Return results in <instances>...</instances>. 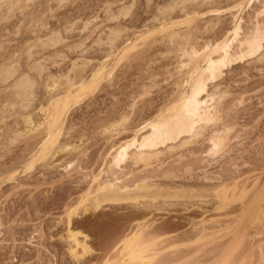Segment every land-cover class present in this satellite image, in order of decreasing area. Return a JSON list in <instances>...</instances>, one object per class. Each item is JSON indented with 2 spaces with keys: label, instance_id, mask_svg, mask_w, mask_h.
I'll return each instance as SVG.
<instances>
[{
  "label": "rangeland",
  "instance_id": "rangeland-1",
  "mask_svg": "<svg viewBox=\"0 0 264 264\" xmlns=\"http://www.w3.org/2000/svg\"><path fill=\"white\" fill-rule=\"evenodd\" d=\"M5 2L7 0H0V66L3 63L16 64L14 66L16 68L20 65L19 74L30 73V78H35L37 84L34 85L36 92L33 90L35 96L33 94L29 96L34 98H26V100L31 99V104L18 106L19 103L24 105L21 100L25 98H19L18 101L16 98L18 92H14L15 89L5 85V82H0V102H2L0 103V264H103L109 259V263L112 264H141V259L131 256L125 245H122L125 240L120 242L121 238L127 236L125 234L133 232L135 228L138 229L140 224L145 226L146 232L143 233L146 236L156 231L157 225L163 231L159 237L160 240L163 239V243L157 245L150 241L144 244V256L155 251L158 254V250L162 249L160 255H157L159 261L155 257L156 260L154 259L152 264L157 262V264H264V189L262 190L264 188V46H262L264 37H261L262 41L259 40L260 37L256 40L261 42V49H257V53L253 52L249 56L246 53L251 52L249 50L251 48L248 49V44L244 42L247 37L249 39L254 36L255 27L264 26V0H179L181 4H178V0H19L16 5L10 6L11 8L7 7ZM118 11L122 12L118 13ZM239 23H241V38L238 37L239 42L234 41L231 49L234 58H231L229 65L226 61L227 64L222 67V74L212 80L213 82L208 80L210 82L208 90L216 96L213 103L215 108L218 104L219 109L215 111L218 117L215 116V119L205 126L206 130L203 128L204 131H201L203 134L200 132L201 137L197 139L195 137V141L191 140L192 142L190 141L186 146H178L180 149L173 148V145L186 139L188 134H185L186 138L181 137L183 133L178 138L176 136L178 141L174 143L170 142V140L175 141L173 139L166 140V142L169 140L167 142L169 148L171 146L169 143L173 144L171 146L173 151L159 143L154 150L160 146L159 150L164 149L163 152L159 151L160 159H157L158 156H153L152 163L148 161L149 165L144 163L143 166L141 163L140 165L143 166L141 167L133 162L130 165V161L129 164L125 161L127 164L122 162L117 167L116 162H113L115 145L130 139L133 133L140 131V128L142 129L140 135L146 134V131H149L148 126L144 127L147 121L159 116L163 117L166 112L168 115L170 112L173 114L175 99L178 95L180 98L183 94L181 92H185L184 89H189L186 80L190 67L184 65L188 62L187 53L193 51V48L201 52L204 49L206 51L205 46L212 48L227 37L230 40L234 37L233 29L235 30ZM262 29L264 30V27ZM255 31L257 32V28ZM260 32L261 36H264L263 31ZM52 34H56L57 38L60 35L62 39L53 40ZM109 34L114 37L111 35L110 38ZM51 35L53 37L49 39ZM47 38L51 43L47 42L45 46ZM240 39L245 44L241 45ZM41 41H44L43 45ZM131 43L137 44L136 47L124 55L123 50ZM187 43L188 45L185 46ZM186 49H189L187 53ZM240 53L245 55V58L242 55V59L239 58ZM216 55L219 54L214 52V57ZM201 61L200 58L199 63ZM204 64L203 62L202 65ZM101 66H105V69L102 68L104 73L100 69ZM99 70L103 77L100 76ZM97 74L101 78L97 77L95 80L94 76H98ZM49 77L53 80L60 78L63 83L68 78L71 80L74 78L73 82L76 80L74 85L81 87L80 84L84 83V89L78 94L77 102L64 110L66 113H63V120L61 119V125L59 124L62 126L59 129L63 130H60V135L57 133L56 143L57 141L58 143L53 144L54 148L55 145L57 148L53 150L51 148L53 145L47 146L48 150L51 148L48 151L47 147L42 145L48 140L44 139L47 137V134L46 136L44 134L46 130L33 132L31 126L29 127L25 122L24 114L29 112L34 115L31 116L36 119L35 121H43L46 117L45 110L48 105L50 106L48 104L50 98H54L57 94H61V98L65 97L66 84L62 83L60 89L56 90L57 88L54 89L51 83V86L49 85L51 80ZM93 79L95 82L92 81ZM86 84L89 87H85ZM90 87L93 88L89 89ZM220 94H223V98L219 97ZM19 96L23 97L18 93L17 97ZM15 98L18 104L12 103L16 101ZM14 105L18 106L21 114L13 111V108L17 109ZM109 123H113L112 130ZM27 128H30L31 132ZM25 129L29 133L15 135L17 132L18 134L24 132ZM214 134L218 137L214 140L222 141L220 144L225 145L223 147L220 145L217 151L211 149L213 147L210 136L216 138ZM222 134L227 135L228 138ZM61 143L71 146L66 150L67 147L65 149L64 146L63 149ZM41 147L45 148H43L45 154L52 152L45 155ZM141 170L144 171V175ZM112 171L114 175L111 176ZM95 174L97 180L99 177L98 181L101 179L104 181L110 176L114 178L121 176L120 181L125 178L127 181L123 182L126 184L129 181L134 183L135 178L138 179L137 183L151 179L147 181L149 184L157 185L156 187L163 189L162 191L167 189L162 192L164 197L165 194L168 195L170 188L176 186L183 189L186 187L187 190L199 189L200 192L190 197L173 198L168 195V198H164L161 195L157 196L155 202L149 195L147 196L149 198H140L142 204L139 202V205L133 200L119 201L120 204L113 202L116 206L111 202H105L100 208L98 207L99 209L94 210V205L89 208L90 211L84 210V213H82L84 204H79L82 207L79 209L80 212L78 211L80 216L76 215L70 226H73L74 228H71L75 231H84H81L84 233L82 236L86 234L89 237L87 243L94 252L84 255L81 261L77 260V262L69 252L71 240L67 236L69 226L66 223L70 210L68 207H77V204L84 199L83 194L87 193L85 191L89 189L88 187L91 189L87 194L91 195L94 189L97 192L99 186H95L98 182L94 181ZM130 176L133 178H129ZM143 177L144 180L141 181ZM231 183L233 185L230 186ZM225 187L229 190L225 191ZM246 188L247 190L243 192ZM259 189L262 190L261 195L260 191L258 194ZM250 200L253 201V205L250 204ZM246 202L249 210L245 208ZM91 204L88 203V206ZM143 205L146 210H143ZM251 206H254L253 210L250 209ZM135 208L137 210H134ZM135 213L137 219L133 218L136 217ZM143 220L145 224L141 222ZM148 222L150 225L147 224ZM133 224L135 226H132ZM195 227L197 230L194 229ZM164 228H169L166 230L167 233L164 232ZM193 232L200 235V239ZM133 234L135 233L129 234L128 238ZM82 236L80 239L83 238ZM144 237L142 235V239ZM147 238L153 239L149 236ZM156 239L158 237L154 240ZM236 240L242 243L238 245L235 243ZM142 241L145 242V239ZM164 244H167V249L164 248ZM234 245L235 248L239 246L238 249H235ZM258 245L261 246V252L260 248H257ZM106 250L108 252L104 253Z\"/></svg>",
  "mask_w": 264,
  "mask_h": 264
},
{
  "label": "bare ground",
  "instance_id": "bare-ground-1",
  "mask_svg": "<svg viewBox=\"0 0 264 264\" xmlns=\"http://www.w3.org/2000/svg\"><path fill=\"white\" fill-rule=\"evenodd\" d=\"M18 1L19 0H7V2H5L6 4H7V7L9 6H14L13 4H15L16 2L18 3ZM21 1V0H20ZM23 1V0H22ZM182 1V0H181ZM62 2V1H61ZM171 2V1H170ZM176 2V1H175ZM185 2V1H184ZM16 3V4H17ZM180 2H179V0H178V4H179ZM186 3H187V1H186ZM185 3V4H186ZM15 4V5H16ZM177 4V3H176ZM181 4V3H180ZM184 4V5H185ZM19 5V4H18ZM167 5V4H166ZM183 5V4H182ZM181 5V6H182ZM175 6V5H174ZM178 6V5H177ZM6 7V8H7ZM128 7V6H127ZM11 8V7H10ZM159 8V7H158ZM177 8V7H176ZM185 8V7H184ZM262 8V7H261ZM18 9V8H17ZM23 9V8H22ZM108 9V8H107ZM130 9V8H129ZM183 10V9H182ZM262 10V9H261ZM51 11V10H50ZM168 11V10H167ZM111 12V11H110ZM116 12V11H115ZM120 12H122V11H120ZM119 11H118V13H120ZM7 13V12H6ZM109 13V12H108ZM164 13H166V12H164ZM5 14V13H4ZM12 14V13H11ZM110 14V13H109ZM112 14V13H111ZM115 14H117V13H115ZM168 14V13H167ZM193 14V13H192ZM31 15V14H30ZM114 15V14H113ZM112 15V16H113ZM116 16V15H115ZM114 16V17H115ZM118 16V15H117ZM164 17V16H163ZM242 17V16H241ZM118 18V17H117ZM113 19H115V18H113ZM159 19V18H158ZM157 19V20H158ZM240 20H242V19H240ZM172 21V20H171ZM240 22V21H239ZM238 24V23H237ZM164 25V24H163ZM181 25V24H180ZM257 25H258V23H257ZM71 26V25H70ZM87 26V25H86ZM260 27V28H259ZM259 27H255L254 28V36L252 35L251 37H253V38H249V39H247L246 38V40L244 41L246 44H248V46H247V48L249 49V47L251 48V49H249V50H251V52L249 53V52H245L246 54H248V56H249V54L251 55V54H253V52H255V53H257L256 52V50L258 49V50H260L261 49V47L262 46H264L263 44H262V46H261V42L259 41V40H261V37L263 38L264 36H261L262 35V33L260 32V31H263V34H264V30L262 29L264 26H259ZM236 29L234 30L233 29V34H232V36H234V37H231V39L229 40L228 39V37L226 38V39H224L223 41H221V42H219V43H217L215 46H214V44H213V46L214 47H210V46H205L204 48H209L210 47V49H206V51H205V49L203 50V52H201V50L199 51V50H195V48H193V51H191V52H189V53H187L188 52V50L186 51V53L189 55V58H188V62L187 63H185L184 65H187V66H189L190 68H189V71H188V77H187V80H186V83H187V85L189 86V89L188 90H186V89H184L185 90V92H181V96H180V98H179V95H178V98H176V99H179L178 101L175 99V102L174 103H176V105L174 106V108H173V114L171 113H169V115L167 114V112H166V114H163V117L162 116H159L158 118H156V119H154V120H152V118H151V120L152 121H147L148 123H146L147 125H144V127L145 126H148L147 128L149 129V131L147 132L146 131V134H142V135H140V133H141V128L139 129L140 131H136V133L133 135L132 134V137L130 138V139H126V140H124V141H121L120 142V144L119 145H115V149H114V152H113V155H114V160H113V162L116 164V166L118 167V165L120 164V163H122V162H124L125 163V161L129 164V161H130V165H131V162H133L134 164H138V166H141V165H143V166H145V164L144 163H146V165H149V163L151 162V161H153L152 160V158H153V156H158L157 157V159H160L159 158V151H161V149L159 150V148L161 147H159V148H157V150H154V148L156 149V147H157V145L159 146V143H162L163 144V146H168V143L167 142H169V140L166 142V140L167 139H173V140H175V141H171L170 140V142H172V143H174V142H176V140H177V138L178 137H180V135H181V137H183V138H186V135H187V138L186 139H184V140H180L179 142H177L176 143V145H173V144H170L169 143V145H173L174 147L173 148H177L178 146L180 147V146H186V145H188L189 143H190V141L192 140H194L195 141V137H196V139H197V137L199 138V136H200V134L202 133L201 131L203 130V128L205 129V126H208L209 124H210V122H212L213 121V119H215V116H217L218 117V115L217 114H215L216 112V109H219L218 108V101H217V108H215V104L213 103V101H214V99H216V96H215V94L214 93H210V90H208V85H209V83L210 82H208V80L210 81H212V80H214L216 77H218L219 76V74H222V67H224V65L225 64H227L226 63V61L228 62V64L227 65H229V61L231 62V58H234V56L232 55V51H231V49H232V47H233V43H234V41L235 40H237L238 42H239V38L238 37H240V30H241V23H239V25H237L236 27H235ZM257 28V32L255 31V29ZM250 29V28H249ZM258 29H260V30H258ZM262 29V30H261ZM189 30V29H188ZM176 31V30H175ZM169 32V31H168ZM259 32V33H258ZM106 33V32H105ZM113 33H115V31L113 32ZM117 33V32H116ZM187 33V32H186ZM243 33V32H242ZM260 34V35H259ZM53 35V34H52ZM51 35V37H49V39L50 38H52L53 36V40H56L55 38H57V36H56V34H54L53 36ZM110 35V34H109ZM112 35V34H111ZM111 35L109 36L110 38H111ZM177 35V34H176ZM117 36V35H116ZM185 36V35H184ZM257 36H258V38H257ZM108 37V38H109ZM112 37H114L113 35H112ZM185 37H187V36H185ZM259 37H260V39H259ZM99 38H101V37H99ZM241 38V37H240ZM245 38V37H244ZM255 38V39H254ZM48 39V38H47ZM47 39H45V43L46 44H44L45 46L47 45V42L48 43H51L50 41H49V39H48V41H47ZM58 40H61L60 39V35L58 36V38H57ZM113 39V38H112ZM116 39V38H115ZM253 39V40H252ZM257 39H259L258 41H256ZM52 40V42H54ZM102 40V39H101ZM100 40V41H101ZM111 40V39H110ZM175 40V39H174ZM242 39H240V44L241 45H243V43L244 42H242L241 41ZM249 41V42H246V41ZM255 40V41H254ZM113 42L115 41V40H112ZM262 41V40H261ZM42 42V45H43V42L44 41H41ZM57 42V41H56ZM55 42V43H56ZM105 42H106V40H105ZM107 42H109V41H107ZM236 42V41H235ZM237 42V43H238ZM264 42V41H263ZM176 43V42H175ZM191 43V42H190ZM244 43V44H245ZM104 44H106V43H104ZM136 45L137 44H134V43H131L128 47L126 46V50L124 49L123 50V52L122 53H124V55H127L126 54V52H129L130 51V49H132V48H134V47H136ZM188 45V43L185 45V46H187ZM207 45V44H206ZM208 45H210V44H208ZM37 46V45H36ZM45 46H43V47H45ZM112 46V45H111ZM183 47V46H182ZM242 47V46H241ZM246 47V46H245ZM184 48V47H183ZM260 48V49H259ZM30 49V48H29ZM47 49V48H46ZM112 49V48H111ZM181 49V48H180ZM190 49H192V48H190ZM198 49V48H197ZM240 49V48H239ZM113 50V49H112ZM184 51V50H183ZM244 51V50H243ZM242 51V52H243ZM131 52V51H130ZM129 52V53H130ZM214 52H217L219 55L217 56H215L214 57ZM52 53V52H51ZM1 55V54H0ZM242 53H240L239 54V58H241L242 59ZM31 56V55H30ZM110 56V55H109ZM245 56V55H244ZM243 56V58H245ZM10 57V56H9ZM182 57V56H181ZM201 58V60L205 63L204 65H202V61L199 63V59ZM238 58V59H239ZM235 59H236V57H235ZM8 60V59H7ZM27 60V59H26ZM183 60V59H182ZM233 60V59H232ZM237 60V59H236ZM81 61H83V60H81ZM186 62V61H185ZM233 62V61H232ZM12 63H15V62H12ZM42 63V62H41ZM88 63V62H87ZM4 64V65H3ZM2 64V66H0V82H5V85H9L10 87H13L14 89V92L16 91V92H18V93H20V94H22V96L23 97H21V96H19V97H17L18 96V93H16V98L18 99V101L22 98H25L24 100H21L22 102H23V104L24 105H22L21 103H19V105L18 106H27V105H30L31 104V102L32 101H30L32 98H34V97H29V96H32V94L35 96V94H34V91H35V88H34V85H36L37 83L35 82L36 80H35V78L34 79H32V78H30V73H25V72H22V74H19V70H18V67L20 66H17V68L16 67H14L15 65H9V63L8 64H6V63H3ZM6 64V65H5ZM31 64V63H30ZM37 64V63H36ZM40 64V63H39ZM1 65V64H0ZM18 65V64H17ZM43 65V64H42ZM78 65V64H77ZM82 65V64H81ZM226 65V66H227ZM86 66V65H85ZM84 66V67H85ZM34 67H36V66H34ZM38 67V66H37ZM47 67V66H46ZM72 67V66H71ZM80 67H82V66H80ZM22 68V67H21ZM21 68H19V69H21ZM27 68V67H26ZM31 68V67H30ZM43 68V67H42ZM102 68L103 69H105V66H101V70H102ZM32 69H34L33 68V66H32ZM77 69H79V68H77ZM81 69V68H80ZM84 69V68H83ZM23 70V69H22ZM39 70V69H38ZM101 70H99L100 71V73L99 74H101L100 76L101 77H103V75H102V73H104V71L101 73ZM40 71V70H39ZM82 71V70H81ZM98 71V72H99ZM223 71H224V69H223ZM38 72V71H37ZM78 72V71H77ZM111 71H109V73H110ZM23 73H24V75H23ZM73 73H74V71H73ZM108 73V72H107ZM108 73V74H109ZM113 73V72H112ZM29 74V76H27ZM81 74V73H80ZM79 74V75H80ZM49 75V74H48ZM76 75H77V73H76ZM98 75V74H97ZM99 75L98 76H94L95 77V80H97V77H99V78H101ZM53 77H55V76H53ZM59 77V76H58ZM78 77V76H77ZM82 77V76H81ZM50 78V77H49ZM76 78V77H75ZM79 78V77H78ZM186 78V77H185ZM39 79V78H38ZM51 79V78H50ZM56 79V78H55ZM53 80V78L51 79V80H53V82L51 81V80H49L50 82H49V85H50V83H51V85L53 86V88L54 89H56V90H58V89H60V86L62 85V83L64 82H61V80H60V78H59V80ZM80 79V78H79ZM81 79H83V78H81ZM103 79V78H102ZM11 80H12V82H11ZM73 80H74V78H73ZM73 80H71L70 78H68V80L67 81H65V83H63L64 85L66 84V87H67V89H65L64 88V90H66V91H64V94H65V92H66V94L64 95L65 97H63V98H61V94L59 95V94H57V95H55L54 96V98H50V102L48 103V104H50V106L48 105V108L45 110V115H46V117L44 118V120L42 121H40L39 120V122H37V121H35L34 119H33V114H31V113H29V116L27 115V114H24V119H26L25 120V122L26 123H28L27 125L31 128V129H33L32 131L33 132H35L34 130H39L40 131V129L41 130H43V131H45L46 133H44L45 134V136H46V134H47V137H43L44 139H48V140H43V142L45 143V144H43L42 143V145L44 146H48V147H51L53 144H55L56 143V140H57V135L59 134V132H61L60 130H63L62 128L61 129H59L60 127H62V126H59V124L61 123V121L63 120L62 119V115H63V113H66V112H64V110L66 111L67 109H68V107L70 108V106L71 105H73L72 103H75V102H77V98H78V94H81L82 92H80V91H83V89H84V87H83V84L84 83H82V84H80V82L78 83V84H80V86L81 87H83V88H81V87H79V86H75L74 84H76V80L73 82ZM99 80V79H98ZM92 81H94V79L92 80ZM111 81V80H110ZM217 81V80H216ZM8 82H10V83H8ZM34 82H35V84H34ZM39 82V81H38ZM73 82V83H72ZM95 82V81H94ZM93 82V83H94ZM213 82V81H212ZM211 82V83H212ZM44 83V82H43ZM67 83L69 84V85H67ZM185 83V82H184ZM4 85V84H3ZM48 85V86H49ZM50 85V86H51ZM74 85V86H73ZM8 86V87H9ZM88 85L86 84L85 85V87H87ZM91 86H94V85H91ZM96 86V85H95ZM184 86V85H183ZM6 87V86H5ZM89 87V86H88ZM210 87V86H209ZM52 88V87H51ZM52 88V89H53ZM81 88V90H79ZM93 87H90L89 89H92ZM183 88V87H182ZM185 88H187V87H185ZM6 89H8V88H6ZM37 89V88H36ZM51 89V90H52ZM145 89V88H144ZM12 90V91H13ZM34 90V91H33ZM50 90V91H51ZM79 90V91H78ZM87 90H88V88H87ZM183 90V91H184ZM80 92V93H75V92ZM86 91V90H85ZM36 92V91H35ZM61 92V91H60ZM145 92V91H144ZM212 92H215L216 93V91H212ZM57 93V92H56ZM84 93V92H83ZM146 93V92H145ZM14 94V96H15V93H13L12 92V95ZM50 94V93H49ZM48 94V95H49ZM75 94H76V96H75ZM180 94V93H179ZM54 95V94H53ZM59 95V96H58ZM222 95V96H221ZM13 96V97H14ZM80 96V95H79ZM219 96V95H218ZM12 97V98H13ZM27 97H29V98H31L30 100L29 99H27L26 100V98ZM50 97V96H49ZM80 97H82V95L80 96ZM175 97V96H174ZM219 97H221V98H223V94H220V96ZM219 97H218V99H219ZM15 98V99H16ZM20 98V99H19ZM8 99H10V98H8ZM17 99H16V101L14 100V102H12V103H17L18 104V102H17ZM25 100H26V102H25ZM30 101V103L29 104H26V103H28L29 101ZM51 100H53L52 102H51ZM74 100V101H73ZM2 101V100H1ZM73 101V102H72ZM10 102V101H9ZM25 102V103H24ZM216 102V101H215ZM0 103H2V102H0ZM174 103L172 104V106L174 105ZM3 104H5V102L3 103ZM150 105V104H149ZM17 106V105H16ZM15 105H14V107H16ZM18 106H17V109L16 108H13L14 110L13 111H18L19 112V109H18ZM171 106V107H172ZM6 107V106H5ZM170 107V106H169ZM7 108H8V106H7ZM20 109H22L21 107H19ZM167 108V107H166ZM2 109V108H1ZM4 109V108H3ZM16 109V110H15ZM165 109V108H164ZM169 109V108H168ZM229 109V108H228ZM12 110V109H11ZM25 110H27V109H25ZM162 110H163V108H162ZM169 110H171V108L169 109ZM2 111V110H1ZM4 111H5V109H4ZM28 111V110H27ZM30 111H31V109H30ZM172 111V110H171ZM220 110H218V112H219ZM11 112V111H10ZM9 112V113H10ZM15 112V113H16ZM32 112V111H31ZM158 112V111H157ZM1 113V112H0ZM3 113H5V112H3ZM8 113V112H7ZM8 113V114H9ZM12 113V112H11ZM20 114H21V112H19ZM18 113V114H19ZM19 114V115H20ZM227 114V113H226ZM11 115V114H10ZM12 115H14V113L12 114ZM16 115H17V113H16ZM31 115H33V116H31ZM164 115L165 116H167L168 115V117H164ZM4 116H5V114H4ZM7 116V115H6ZM17 117V116H16ZM22 117V116H21ZM41 117V116H40ZM123 117H124V114H123ZM36 118V117H35ZM23 119V120H24ZM62 119V120H61ZM123 119V118H122ZM126 119H127V117H126ZM217 119V118H216ZM123 120H125V118L123 119ZM7 121V120H6ZM128 121V120H127ZM22 122H24V121H22ZM225 123V122H224ZM19 124V123H18ZM62 124H64V123H62ZM110 124V129H111V125H113V123H109ZM145 124V123H144ZM61 125V124H60ZM116 125V124H115ZM126 125H128V124H126ZM226 125V124H225ZM6 126V125H5ZM142 126V125H141ZM9 127H10V125H9ZM18 127V126H17ZM43 127H46V129H42ZM71 127H73V126H71ZM102 127V126H101ZM106 127H108L107 125H106ZM108 127V128H109ZM144 127H142V128H144ZM221 127V126H220ZM30 128L28 129L27 128V130H30ZM146 128V127H145ZM144 128V129H145ZM136 129V128H135ZM226 129V128H225ZM7 130V129H6ZM24 130V129H23ZM107 130V129H106ZM105 129H104V131H106ZM112 130V129H111ZM138 130V129H137ZM206 130V129H205ZM215 130V129H214ZM217 130V129H216ZM219 130V129H218ZM223 130V129H222ZM226 130H228V129H226ZM12 131H14V130H12ZM19 131V130H18ZM38 131V132H39ZM66 131V130H65ZM103 131V130H102ZM123 131V130H122ZM204 131V130H203ZM221 131V130H220ZM2 132V131H1ZM29 133V132H31V130L28 132V131H26V129H25V131L23 132L22 131V133H19L18 134V132H17V134H15V135H20V134H22L23 135V133L25 134V133ZM67 132V131H66ZM109 132H111V131H109ZM201 132V133H200ZM228 132V131H227ZM5 133V132H4ZM58 133V134H57ZM106 133V132H105ZM118 133V132H117ZM145 133V132H144ZM220 133V132H219ZM61 134V133H60ZM59 134V135H60ZM109 134V133H108ZM186 134V135H185ZM203 134V133H202ZM201 134V135H202ZM209 134V133H208ZM215 134L217 135V133L215 132ZM214 134V135H215ZM225 134H226V132H225ZM214 136V137H216V138H212L211 136H213V134L210 136V140H211V144H212V146L211 147H213V148H211L212 150H214V151H217V149L220 147V145H222V144H220V143H222V141L220 142L219 140H214V139H218V135L217 136ZM221 135V133L219 134V136ZM223 136H224V134H222ZM9 136V135H8ZM11 136V135H10ZM176 136H177V138H176ZM208 136V135H207ZM222 136V137H223ZM227 135H225L224 137L225 138H228V136L226 137ZM16 138L17 136H13V138ZM107 137V136H106ZM109 137V136H108ZM175 137V138H174ZM201 137V136H200ZM222 137H220L222 140H225L224 138H222ZM18 138V137H17ZM123 138V137H122ZM194 138V139H193ZM38 139V138H37ZM213 139V140H212ZM10 140H11V138H10ZM19 140V139H18ZM12 141V140H11ZM66 141V140H65ZM70 141V140H69ZM178 141V140H177ZM191 141V142H192ZM227 141V140H226ZM30 142V141H29ZM165 142L167 143L166 145H165ZM224 142V141H223ZM37 143H39V141L37 142ZM57 143H58V141H57ZM56 143V144H57ZM67 143H69V142H67ZM66 143V145L64 144H60V145H63V149H64V146H65V149H66V147H67V149L66 150H68L69 148H70V146L71 145H69V144H67ZM71 144V143H70ZM224 144H226L225 142H224ZM32 145V144H31ZM59 145V144H58ZM73 145V144H72ZM204 145V144H203ZM34 146V145H33ZM44 146V147H45ZM56 147L55 148H57V145H55ZM76 146V145H75ZM113 146V145H112ZM170 146V148H169V146H168V148L169 149H173L172 147ZM202 146V145H201ZM223 146H225V145H222V147ZM5 147V146H4ZM44 147H41L42 148V152H44L43 151V148ZM48 147H47V149L46 150H48ZM69 147V148H68ZM72 147H74V146H72ZM178 147V149H180ZM28 148V147H27ZM53 150L55 149L54 148V145L51 147ZM51 148H49V150L51 149ZM61 148V149H62ZM183 148V147H182ZM45 149V148H44ZM59 149V148H58ZM74 148H72V150H73ZM224 149V148H223ZM48 150V151H49ZM71 150V151H72ZM163 150L164 149H162V151L161 152H163ZM62 151V150H61ZM173 151V150H172ZM208 151V150H207ZM219 152H220V150H218ZM31 152V151H30ZM47 152V151H46ZM52 151H50L49 153H51ZM56 152H57V150H56ZM196 152V151H195ZM209 152H210V150H209ZM49 153H46L45 154V152H44V154L45 155H48ZM217 153V152H216ZM43 154V155H44ZM56 154V153H55ZM112 154V153H111ZM161 154V153H160ZM209 154V153H208ZM211 154V153H210ZM51 155V154H50ZM196 155V154H195ZM214 155V154H213ZM219 155V154H218ZM46 157V156H45ZM44 157V158H45ZM178 157V156H177ZM42 158V157H41ZM108 158V157H107ZM151 159V160H150ZM154 159V158H153ZM194 159V158H193ZM156 160V159H155ZM177 160V159H176ZM73 161V160H72ZM106 161V160H105ZM148 161H150L149 163H148ZM159 161V160H158ZM71 162V161H70ZM156 162H157V160H156ZM163 162V161H162ZM107 163V162H106ZM127 163H125V164H127ZM142 163V164H141ZM152 163V162H151ZM160 163V162H159ZM114 164V165H115ZM141 164V165H140ZM100 165V164H99ZM157 165V164H156ZM121 166V165H120ZM126 165H124V167H125ZM135 166H137V165H135ZM134 166V167H135ZM137 166V167H138ZM143 166H141V167H143ZM153 166V165H152ZM162 166V165H161ZM106 167V166H105ZM111 167V166H110ZM113 167V166H112ZM115 167V166H114ZM128 168H129V166H127ZM149 167V166H148ZM151 167V166H150ZM108 168V167H107ZM116 168V167H115ZM121 168H123V167H121ZM128 168H126V169H128ZM136 168V167H135ZM167 168V167H166ZM181 168V167H180ZM108 169H111V168H108ZM150 169V168H149ZM102 170V169H101ZM104 170V169H103ZM106 170V169H105ZM104 170V171H105ZM143 170H144V168H143ZM143 170H141L142 171V175H144L143 174ZM146 170H147V168H146ZM113 171H115V169L113 170ZM112 171V172H113ZM136 171V170H135ZM153 171V170H152ZM178 171V170H177ZM206 171V170H205ZM110 172H111V170H110ZM109 172V173H110ZM125 172V171H124ZM128 172H129V169H128ZM128 172H125V173H128ZM131 172H132V170H131ZM138 172V171H137ZM159 172V171H158ZM120 173V172H119ZM123 173V172H122ZM99 175L100 174H102V173H98ZM106 174V173H105ZM111 174V173H110ZM109 174V175H110ZM149 174V173H148ZM165 174V173H164ZM173 174V173H172ZM98 175V176H99ZM104 175V174H103ZM112 175H114V172H113V174H111V176ZM119 175V174H118ZM121 175H125V174H121ZM130 175H132V174H130ZM134 175V174H133ZM136 173H135V177H136ZM146 176H147V174H145ZM183 175V174H182ZM204 175V174H203ZM218 175V174H217ZM220 175V174H219ZM82 176H84V175H82ZM106 177L107 179H105L104 181H102L103 179H101L100 181H98L99 180V177H97L98 178V180L96 179V174H95V186H99L98 188H97V192H96V190L94 189V192L92 193V192H90V194L92 193L94 196H92V194L91 195H89V194H87V193H89L88 191H89V189H91L90 187H88L89 189L87 190V191H85V192H87L86 194L84 193L83 195H85L84 196V199L81 201V203H78L77 204V207L76 206H74V208L73 207H68V209H70L69 210V212H68V215H67V217H68V220H66V223H67V225L69 226H66V227H68V229H67V233H69L67 236L70 238V240L72 241H70V246H69V252H70V254H71V256L73 257V259H75L76 261L78 260V261H81V258L84 256V255H86V254H90V252L91 251H93L94 252V249L92 250L91 248V246L89 245V243H87L88 241V239H89V237L85 234L84 235V237L82 236L84 233V231L83 230H81V231H83V232H81L80 230H74L73 228V226H70V224H71V222H73V219L76 217V215H78V213L80 212L79 211V209H80V207H81V205L82 204H84V206L82 205V207H84V209L82 210L83 212L82 213H84L85 211L87 212L88 210H89V208L91 209L92 208V206H94L93 208H95L94 210H96V209H99L100 207H101V204H103V203H105V202H111V203H113V202H117V203H119V201H124V200H133V201H137L138 202V205H139V202H141L140 201V198H151V196L153 197V199H154V202H155V199H157L158 197L157 196H161L162 195V192L164 193L167 189H165V191H162L163 189H161V188H157L156 186L157 185H151V184H149L148 182L151 180H147L146 181V179L144 180V177H143V179L141 180V181H143L144 180V182H141V183H139V181H138V183H137V180H135V179H133L134 180V183L131 181V183H130V181L129 182H127V184H126V182H123V181H125L126 179L125 178H123L122 179V181H120L121 180V176H117V177ZM139 176V175H138ZM150 176H151V174H150ZM166 177H167V175H165ZM170 176V175H169ZM222 176V175H221ZM87 177V176H86ZM105 177V176H104ZM120 177V178H119ZM126 177V176H125ZM128 177V176H127ZM140 177V176H139ZM204 177V176H203ZM205 177H207V176H205ZM216 177V176H215ZM102 178V177H101ZM112 178V179H111ZM129 178H133L132 176H130ZM138 178V177H137ZM148 178H149V175H148ZM51 179H54V178H51ZM97 180V181H96ZM139 180H140V178H139ZM92 181H93V179H92ZM102 181V182H101ZM127 181V180H126ZM240 181V180H239ZM101 182V183H100ZM123 182V183H122ZM242 182V181H241ZM133 183V184H132ZM151 183V182H150ZM154 183V182H153ZM232 183H234V182H232ZM230 184V186L231 185H233V184ZM92 184V183H91ZM130 184H132V186H130ZM94 185V184H93ZM224 185V184H223ZM237 185V184H236ZM90 186H92V185H90ZM227 186V185H226ZM249 186V185H248ZM93 187V186H92ZM160 187H161V185H160ZM162 187H165V186H163L162 185ZM170 187H171V185H170ZM177 187H179V188H177ZM229 187V186H228ZM245 187V186H244ZM244 187H242V188H244ZM247 187V186H246ZM96 188V187H95ZM167 188H168V186H167ZM173 188V187H172ZM168 188L169 190H168V192H167V194L170 196V197H172L173 196V198L174 197H176V196H193L194 194L196 195L197 193L196 192H200V190L198 189V190H196V189H194V188H192V189H194V190H192V189H188L187 190V188L185 187L184 189H183V187L182 188H180V186H176V188ZM230 188V187H229ZM85 189V188H84ZM172 189V190H171ZM186 189V190H185ZM226 187H225V191H226ZM231 189V188H230ZM235 189V188H234ZM264 188H262V190H263ZM204 190V189H203ZM216 190V189H215ZM227 190H229V189H227ZM247 190V188L243 191V192H245ZM261 190V191H262ZM90 191H93V190H90ZM217 191V190H216ZM235 191V190H234ZM259 191H260V189L258 190V194H259ZM261 191H260V195H261ZM252 193V192H251ZM222 194H223V192H222ZM233 194V193H232ZM242 194V193H241ZM241 194H240V196H241ZM150 195V196H149ZM167 195V196H168ZM88 196H90V197H88ZM147 196H149V197H147ZM166 196V194H165V197L166 198H168ZM239 196V197H240ZM244 196H245V194H244ZM244 196H242V198H244ZM156 197V198H155ZM162 197H164V195H162ZM162 197H159V198H162ZM164 197V198H165ZM224 197H226L225 195H224ZM237 197V196H236ZM263 197V196H262ZM262 197H261V199H262ZM83 198V197H82ZM179 198V197H178ZM61 199V198H60ZM90 199H92V200H90ZM152 198H151V200H153ZM85 200V201H84ZM145 200V199H144ZM253 200V199H252ZM252 200H250L249 202H250V204L253 202ZM258 200V199H257ZM79 201V202H80ZM93 202L92 204L90 203V202ZM132 201V202H133ZM146 201V200H145ZM129 202V201H128ZM131 202V203H132ZM153 202V201H152ZM248 202V201H247ZM247 202H246V205H247V207H245L246 209L248 208V204H247ZM88 203L89 204H91V206L89 205L88 206ZM108 203V204H109ZM121 203V202H120ZM119 203V204H120ZM127 203V202H126ZM136 203V202H135ZM134 203V204H135ZM149 203V202H148ZM79 204H81V205H79ZM114 204V203H113ZM130 204V203H129ZM137 204V203H136ZM135 204V205H136ZM141 204H142V202H141ZM143 204H145V205H147V203H143ZM172 204V203H171ZM178 204V203H177ZM256 204H258V202H256ZM256 204H254V205H256ZM72 205V204H71ZM79 205V206H78ZM115 205V204H114ZM122 205H124L123 203H122ZM252 205H253V203H252ZM116 206V205H115ZM126 206H129V205H126ZM131 206V205H130ZM250 206V205H249ZM81 207V208H82ZM99 207V208H98ZM105 207V206H104ZM134 207H137V206H134ZM141 207V209H142V206H140ZM237 207V206H236ZM254 207V206H253ZM253 207L251 206L250 207V209H252L253 210ZM256 207V206H255ZM259 207V206H258ZM118 208H120V207H118ZM68 209H67V211H68ZM104 209V208H103ZM139 209V208H138ZM145 208H144V205H143V210H144ZM237 209V208H236ZM246 209H244V211H246ZM256 209H257V207H256ZM85 210V211H84ZM134 210H137L136 208L134 209ZM140 210V209H139ZM146 210V209H145ZM149 210V209H148ZM147 210V211H148ZM247 210H249V208L247 209ZM36 211V210H35ZM79 211V212H78ZM90 211V210H89ZM254 211H255V209H254ZM138 212V211H137ZM250 212H251V210H250ZM139 213H141V212H139ZM147 213V212H146ZM248 215H249V213H247ZM38 215V214H37ZM130 215V214H129ZM133 215V214H132ZM131 215V216H132ZM135 215H136V217H134L133 216V218H138L137 217V214L135 213ZM139 215V214H138ZM143 215V214H142ZM244 215H245V213H244ZM264 215V214H263ZM78 216H80V215H78ZM77 216V217H78ZM124 216V215H123ZM146 216V215H145ZM61 217V216H60ZM66 217V216H65ZM143 217V216H142ZM242 217V216H241ZM61 219H62V217H61ZM66 219V218H65ZM65 219H64V221H65ZM152 219V218H151ZM92 220V219H91ZM57 221V220H56ZM60 221V220H59ZM68 221V222H67ZM137 221H139V220H137ZM147 221V220H146ZM149 221V220H148ZM82 222V221H81ZM143 224H145V221L143 220V221H141ZM140 222V223H141ZM199 222V221H198ZM231 222V221H230ZM240 222H242V221H240ZM239 222V223H240ZM211 223V222H210ZM55 224H57V223H55ZM97 224V223H96ZM118 224V223H117ZM147 224H149V222L147 223ZM147 224H146V228H147ZM160 224V223H159ZM227 224V223H226ZM150 225V224H149ZM152 225V224H151ZM171 225V224H170ZM240 225V224H239ZM238 225V226H239ZM76 226V225H75ZM126 226V225H125ZM132 226H135L134 224L132 225ZM139 226V225H138ZM137 226V227H138ZM140 226H143V225H141L140 224ZM138 227V229L137 228H135V230H138V232L137 231H133L135 234H133V235H130V237L128 238V235L129 234H131V233H133V232H131V233H129V234H125V236H123V237H125V238H127V239H123V238H121V241L120 242H122V240H125L124 241V244H123V242H122V245H125V248H126V250L128 251V253L131 255V256H133V257H136V258H140L141 259V264H152V263H154V262H152L154 259L156 260V258H158L157 259V261H159V257L157 256V255H160L159 253H161V250H158V254H157V252L155 251V253H152V251L150 252V253H152V254H150V255H148V256H144V251H145V248H144V244L147 242V243H149L150 241L152 242V244L154 243V244H157L158 245V243L160 244V243H163V239L162 240H160L159 239V237L161 236V234H162V229L160 228V226H159V228H158V225L156 226V231H152L153 233H151V234H148V232L146 233V234H148V236H149V238L151 239V238H153L152 240L154 241H152V240H148V236H146L144 233L146 232V231H144V227L145 226H143L142 228L141 227ZM153 226V225H152ZM162 226V225H161ZM164 226V225H163ZM162 226V227H163ZM55 227V226H54ZM71 227H73V228H71ZM148 227H150V226H148ZM165 227V226H164ZM243 227V226H242ZM47 228V227H46ZM151 228V227H150ZM45 229V228H44ZM51 229V228H50ZM113 229V228H112ZM133 229V228H132ZM132 229H131V231H132ZM152 229V228H151ZM154 229V228H153ZM159 229H161V230H159ZM165 229V228H164ZM169 229V228H168ZM168 229H165L164 230V232L165 233H167V231L166 230H168ZM194 229H196V227L194 228ZM208 229V228H207ZM229 229V228H228ZM52 230H53V228H52ZM118 230V229H117ZM141 230V231H140ZM146 230V229H145ZM150 230V229H149ZM197 230V229H196ZM200 230V229H199ZM202 230H206V229H202ZM241 230H242V228H241ZM69 231V232H68ZM126 231V230H125ZM143 231H144V233H143ZM171 231H172V229H171ZM151 232V231H150ZM169 232V231H168ZM196 232V231H195ZM195 232H193V234H196ZM200 232V231H199ZM198 232V233H199ZM204 232V231H203ZM242 232V231H241ZM202 233V232H201ZM206 233H210V231L209 232H207V230H206ZM240 233V232H239ZM154 234V235H153ZM84 238H81L80 239V237L81 236ZM142 235L143 236H145L143 239H145V242H143L142 240ZM185 235V234H184ZM197 235V234H196ZM203 235H205V234H203ZM209 235V237H210V234H208ZM212 235H214V233H212ZM211 235V236H212ZM132 236V237H131ZM152 236V237H151ZM154 236V237H153ZM156 236V237H155ZM166 236V235H165ZM198 236V235H197ZM200 236V235H199ZM199 236L197 237L198 239H200L199 238ZM50 237H52L51 236V234H50ZM63 237V236H62ZM158 237V239H156V240H154L155 238H157ZM163 237H164V235H163ZM195 237V236H194ZM204 238L206 237V236H203ZM54 238V237H53ZM88 238V239H87ZM67 239V238H66ZM120 239V238H119ZM118 239V240H119ZM146 239H147V241H146ZM166 240H168L167 238H165ZM164 239V240H165ZM190 239H192V238H190ZM202 239V238H201ZM241 239V238H240ZM117 240V239H116ZM239 240V239H238ZM238 240H236V244H240V242L241 241H238ZM196 241H197V239H196ZM237 241L239 242V243H237ZM116 242V241H115ZM165 242H167V241H165ZM230 242V241H229ZM72 243H74V245H72ZM146 243V244H147ZM242 243V242H241ZM151 244V243H150ZM263 244V243H262ZM112 245V244H111ZM120 245V244H119ZM121 245V246H122ZM165 245V244H164ZM167 245V244H166ZM165 245V246H166ZM237 245V246H238ZM260 245V244H259ZM259 245H258V247L257 248H260L259 247ZM76 246V247H75ZM164 246V248L165 249H167V246L165 247ZM263 246V245H262ZM79 247H80V249H79ZM234 248L236 247L235 245L233 246ZM239 247V246H238ZM238 247L237 248H235V249H238ZM55 248V247H54ZM59 248V247H58ZM163 248V249H164ZM227 248V247H226ZM232 249V250H235V249ZM264 248V247H263ZM262 248V249H263ZM63 249V248H62ZM65 249V248H64ZM165 249L163 250V251H165ZM80 250V251H79ZM107 250H109V249H107ZM106 250V252L104 251V253H107L108 251ZM125 250V249H124ZM123 250V251H124ZM157 250V249H156ZM227 250V249H226ZM117 251V250H116ZM257 251V250H256ZM226 252V251H225ZM260 252H261V248H260ZM121 253V252H120ZM231 253H232V251H231ZM234 253V252H233ZM59 254V253H58ZM92 254V253H91ZM110 255H111V252L109 253ZM109 254H107V255H109ZM123 254V253H122ZM227 254V253H226ZM214 255V254H213ZM43 256V255H42ZM95 256V255H94ZM116 256V255H115ZM118 256V255H117ZM250 256H252V255H250ZM256 256V255H255ZM113 257V256H112ZM156 257V258H155ZM166 257V256H165ZM164 256H163V258H165ZM169 258H170V256H168ZM168 257H166V258H168ZM40 259V258H39ZM80 259V260H79ZM84 259V258H83ZM109 259V258H108ZM113 259V258H112ZM154 260V261H155ZM77 261V262H78ZM109 261H110V259L109 260H107V262L105 261L104 263H106V264H108L109 263ZM169 261H170V259H169ZM168 261V262H169ZM113 262V261H112ZM162 262V261H161ZM165 262V261H164ZM254 262V261H253ZM103 263V264H104ZM111 263V262H110ZM109 263V264H110ZM158 263V262H157ZM156 263V264H157ZM112 264V263H111ZM138 264V263H137ZM161 264V263H160ZM247 264V263H246ZM252 264V263H251Z\"/></svg>",
  "mask_w": 264,
  "mask_h": 264
}]
</instances>
